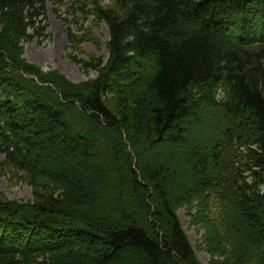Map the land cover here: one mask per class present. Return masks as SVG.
Wrapping results in <instances>:
<instances>
[{
	"label": "trees",
	"instance_id": "obj_1",
	"mask_svg": "<svg viewBox=\"0 0 264 264\" xmlns=\"http://www.w3.org/2000/svg\"><path fill=\"white\" fill-rule=\"evenodd\" d=\"M47 2L0 0L1 163L34 197L0 195V264H201L179 217L196 201L213 264H264V0H77L110 33L80 84L23 59Z\"/></svg>",
	"mask_w": 264,
	"mask_h": 264
},
{
	"label": "rangeland",
	"instance_id": "obj_2",
	"mask_svg": "<svg viewBox=\"0 0 264 264\" xmlns=\"http://www.w3.org/2000/svg\"><path fill=\"white\" fill-rule=\"evenodd\" d=\"M86 1L88 3L86 9L89 12L92 11L94 2L106 7L113 6L115 5L114 2H116V0ZM74 2H76L75 5L78 7L77 0H48V20L41 23V25L38 22L41 28L37 32L42 31L43 34L39 36L31 31V34H34L35 37L24 43L23 59L38 66L43 71L54 69L64 75L69 81L80 84L95 79L99 75L98 70L87 66L88 63H95L99 58H103L105 61L108 60L110 33L106 23H98L97 20H94L93 15L78 13L76 7L71 6ZM42 27L46 29L44 30ZM143 67H145L144 64ZM146 69L148 70L147 67ZM147 80H150L148 72ZM119 87L124 88L126 91L131 90L127 89L126 85H119ZM216 96L217 100H222L221 98L225 97L223 86L218 89ZM220 114L221 117L225 118L222 112ZM220 114L204 113L205 118L202 122L204 133L211 135V126L218 124L221 118ZM56 136V134H50L43 139L42 143L53 153V160L57 162V166H74L79 175L84 178L85 184L93 185L95 177L89 175L85 178V166L81 162L78 163L72 153L67 155L62 149L55 147L53 141H57ZM134 147L137 152L142 153L143 149L138 144H135ZM160 152H163V150L159 148L156 153ZM142 157L148 159L146 154ZM1 162L4 163L2 155H0ZM2 163L0 165V195L3 196L2 198L4 200L19 201L34 200L33 189L22 178L21 173L5 168ZM48 165H51L52 169L56 168L52 162L48 163ZM154 201L157 205L162 203L157 198ZM211 201L212 203L208 204L207 217L210 222L218 224L221 218L220 208L213 204L214 199ZM202 212L201 202L197 201L189 206L180 208L179 217L183 228L201 264H213L214 261H224V256L212 253L207 241V223L201 215ZM230 247L232 248V246Z\"/></svg>",
	"mask_w": 264,
	"mask_h": 264
}]
</instances>
